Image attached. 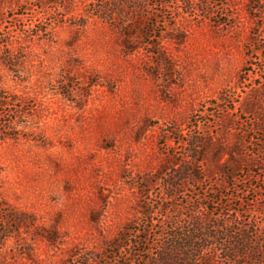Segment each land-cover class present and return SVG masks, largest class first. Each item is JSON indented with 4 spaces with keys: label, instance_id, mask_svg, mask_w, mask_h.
<instances>
[{
    "label": "rangeland",
    "instance_id": "1",
    "mask_svg": "<svg viewBox=\"0 0 264 264\" xmlns=\"http://www.w3.org/2000/svg\"><path fill=\"white\" fill-rule=\"evenodd\" d=\"M222 1L233 14L221 24L215 5H154L145 35L76 26L82 0H0V85L18 104L0 111L12 123L0 197L31 215L0 225V264H156L194 215L211 241L202 264H252L249 242L264 249V0ZM126 227L137 230L114 247Z\"/></svg>",
    "mask_w": 264,
    "mask_h": 264
},
{
    "label": "trees",
    "instance_id": "2",
    "mask_svg": "<svg viewBox=\"0 0 264 264\" xmlns=\"http://www.w3.org/2000/svg\"><path fill=\"white\" fill-rule=\"evenodd\" d=\"M187 7L192 8L194 11H199V14H210L214 5L217 7V10L214 11L218 13V10L221 14L226 16L225 19H221L216 15L217 19H214L216 24H221L232 18L233 8L229 5L228 2L222 0H181ZM212 1V2H211ZM83 10L78 15H73L74 18L73 24L76 26H84L87 24L89 19L95 18L100 19L101 21L108 22L111 25L120 29L123 34L134 33L139 31L147 35V30L149 26L150 17V7L157 5L160 10L163 12L166 11L167 0H82ZM214 3V4H211ZM188 9H186L187 11ZM194 13V12H193ZM196 14H198L196 12ZM66 21L67 19H60L59 21ZM71 20V19H70ZM59 21H56L57 23ZM54 28V26L52 27ZM159 39V37H158ZM257 48L259 50L260 43L257 42ZM255 47H248V50H254ZM9 58H13V51L11 48H8ZM250 55V53H248ZM4 63L10 66V59H6ZM8 62V63H7ZM17 95L10 94L5 88L0 85V111L5 108H11L13 106H18L17 104ZM12 123H8L6 126L0 124V134L4 133L3 130H6V127H10ZM3 135H0L2 138ZM0 167V173H1ZM171 187L174 186L173 183L170 184ZM146 207L148 204L145 205ZM150 213V210L144 207L143 212L141 213L143 217H147ZM26 217H31L26 212H21L16 209L9 207L0 197V225L4 226L8 221H14L21 223ZM193 229L187 231V233L178 232L175 229H172L167 234V242L164 243L157 253V256L152 258L151 261L161 262L162 264H170L173 261L178 260L176 264H202V261L199 260V257L202 251L208 246L211 242L207 235L204 234V230L201 228L204 227V220L199 215H194L191 219ZM136 227H126L124 232L120 234L117 241H114V247H123L127 246L126 243L128 236L131 232H135ZM7 236V234H3ZM141 241L134 246V249L139 252H143L141 249ZM233 250V249H232ZM248 250L255 255L254 261L252 264H264V249L259 251L255 244H248ZM237 252L231 253L233 259H235ZM144 264H151L149 259L144 260Z\"/></svg>",
    "mask_w": 264,
    "mask_h": 264
}]
</instances>
